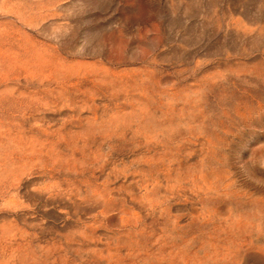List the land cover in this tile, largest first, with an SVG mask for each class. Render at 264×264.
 <instances>
[{"label": "rangeland", "instance_id": "rangeland-1", "mask_svg": "<svg viewBox=\"0 0 264 264\" xmlns=\"http://www.w3.org/2000/svg\"><path fill=\"white\" fill-rule=\"evenodd\" d=\"M0 264H264V0H0Z\"/></svg>", "mask_w": 264, "mask_h": 264}]
</instances>
